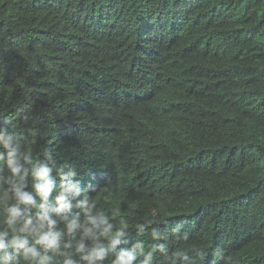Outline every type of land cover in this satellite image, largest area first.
Returning a JSON list of instances; mask_svg holds the SVG:
<instances>
[{
    "label": "trees",
    "instance_id": "trees-1",
    "mask_svg": "<svg viewBox=\"0 0 264 264\" xmlns=\"http://www.w3.org/2000/svg\"><path fill=\"white\" fill-rule=\"evenodd\" d=\"M45 181L40 264H264V0H0V230Z\"/></svg>",
    "mask_w": 264,
    "mask_h": 264
},
{
    "label": "clouds",
    "instance_id": "clouds-1",
    "mask_svg": "<svg viewBox=\"0 0 264 264\" xmlns=\"http://www.w3.org/2000/svg\"><path fill=\"white\" fill-rule=\"evenodd\" d=\"M5 146H8V142L5 141ZM9 155H13L12 152ZM9 167L12 168L13 173L19 172V167L17 166L16 160H10ZM5 183H11L12 179L4 181ZM24 185L22 183H13V187L10 190H6V194L14 196L17 203L10 205L6 208V211L10 213V216L5 217L4 224L6 227L0 230V251L3 252V259L5 261L11 260L14 257L19 258L21 255L25 260L35 261L36 264H40L36 261L37 257L42 260H52V257L48 255L49 250L57 251L59 249V238L61 236L62 229L58 228L60 220L65 221L64 227L67 228L69 233L77 227H84L85 234H91L92 228L87 226V223L81 225L78 223L76 218L69 220L67 216H59V213L65 209H70L71 205L68 203L63 195L56 198L59 207L53 208L47 203V198L50 192L48 182L45 181L44 184H37L36 190L38 194L44 199V203H37L33 197L27 193L21 191ZM23 202L27 205L37 208L35 214H32L29 209H25L22 214L19 209V203ZM52 212L57 213V217L52 216ZM19 221H22L20 223ZM95 225V221H92ZM14 233L12 239H5L9 236V233ZM29 237L32 238V244L29 246ZM36 245L43 246V253L37 250ZM12 246L14 247L13 252H9L8 249ZM70 245H66L69 247ZM23 249V253L20 252ZM76 252L83 253L85 251V246L81 242L76 246ZM104 251L102 249H93L90 255L82 256V259L91 260L93 258H103ZM123 260V254L113 262V264H119V261ZM61 264H77L75 259L70 255H62Z\"/></svg>",
    "mask_w": 264,
    "mask_h": 264
}]
</instances>
